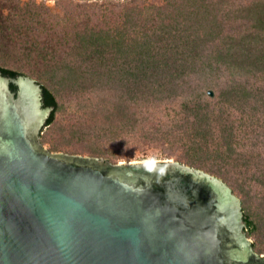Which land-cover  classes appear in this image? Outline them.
<instances>
[{"label": "trees", "instance_id": "trees-1", "mask_svg": "<svg viewBox=\"0 0 264 264\" xmlns=\"http://www.w3.org/2000/svg\"><path fill=\"white\" fill-rule=\"evenodd\" d=\"M0 75L40 86L51 152L159 150L264 197V0H0Z\"/></svg>", "mask_w": 264, "mask_h": 264}, {"label": "water", "instance_id": "water-1", "mask_svg": "<svg viewBox=\"0 0 264 264\" xmlns=\"http://www.w3.org/2000/svg\"><path fill=\"white\" fill-rule=\"evenodd\" d=\"M50 110L34 81L0 75V264H264L221 180L49 152Z\"/></svg>", "mask_w": 264, "mask_h": 264}, {"label": "rangeland", "instance_id": "rangeland-1", "mask_svg": "<svg viewBox=\"0 0 264 264\" xmlns=\"http://www.w3.org/2000/svg\"><path fill=\"white\" fill-rule=\"evenodd\" d=\"M23 1H27V0H23ZM56 1L57 0H36L37 3H39V2L45 3V5H47L50 8H53L56 5ZM72 1L73 2H86V1L87 2H95V1H98L99 3H101V1H106V0H72ZM107 1L117 2V1H122V0H107ZM27 78L31 79L32 81H34L36 83V80L34 78H30V77H27ZM75 109H76V107L75 108L73 107L71 110L67 108L66 111H69V114H70L71 111H73ZM64 118L66 119L65 116H64ZM61 122H62L61 124L65 125L64 120H62ZM42 127H41V129H42ZM41 129H40V131H41ZM47 132H48V129L43 130V133L46 135H47ZM59 134H60L59 132L54 131L53 139H58ZM39 137H40V134H39ZM39 142L43 146V148H45L49 152H51L49 143H46L45 145H43L41 143V138H39ZM62 146H63V149H62L63 151H61L59 153H65L66 152V153L70 154L68 152L69 149H83L84 148V145L81 142H77L76 140H72L71 142L62 141ZM52 153H55V152H52ZM77 155H81V154H77ZM81 156L88 157L87 155H81ZM167 160H172L174 162H177V161H175L174 158L165 157L164 154L159 150H150V151L146 152L145 154H137L131 159H121L120 162L133 163V162H150V161H167ZM177 163H179V162H177ZM211 176H213V175H211ZM213 177H215V176H213ZM232 195L235 196L239 200L243 216L248 215L250 217V219L254 221V223L256 225V230H254L253 233H249V230L245 231V227H244V232H245L247 238L249 239V241L252 243L253 252L256 255L264 257V197H260V195H262V192L258 196H254V194L251 193L246 198L243 196H240L239 194H237L235 192H232Z\"/></svg>", "mask_w": 264, "mask_h": 264}]
</instances>
